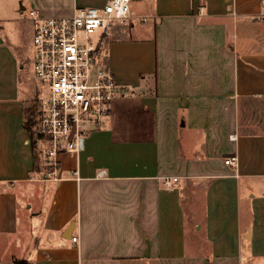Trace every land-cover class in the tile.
<instances>
[{
  "label": "crops",
  "instance_id": "0c3cea01",
  "mask_svg": "<svg viewBox=\"0 0 264 264\" xmlns=\"http://www.w3.org/2000/svg\"><path fill=\"white\" fill-rule=\"evenodd\" d=\"M107 1L0 0V264H264L262 0H131L103 35L130 93L43 174L10 23Z\"/></svg>",
  "mask_w": 264,
  "mask_h": 264
},
{
  "label": "built area",
  "instance_id": "2783aa9c",
  "mask_svg": "<svg viewBox=\"0 0 264 264\" xmlns=\"http://www.w3.org/2000/svg\"><path fill=\"white\" fill-rule=\"evenodd\" d=\"M135 18L142 19L132 10L131 0L76 6L71 14L58 16L32 8L25 17L34 28L33 68L40 84L35 129L46 145V165L56 168L59 155L84 151L90 132L105 125L115 99L127 94V86L104 63L103 35L113 25ZM225 163L237 166L238 158L228 156ZM176 181L177 176L164 177L168 188Z\"/></svg>",
  "mask_w": 264,
  "mask_h": 264
},
{
  "label": "rangeland",
  "instance_id": "374dc122",
  "mask_svg": "<svg viewBox=\"0 0 264 264\" xmlns=\"http://www.w3.org/2000/svg\"><path fill=\"white\" fill-rule=\"evenodd\" d=\"M31 9H27V12L25 13L24 17L29 15V11ZM17 16L18 18L16 20H12L10 24L16 27L17 41H19V46H21V48L20 47L18 48L19 53H21V60H20L21 81L24 84L23 85L24 93L25 95H28V97L26 98L25 111L27 113V117H29L30 114L36 112L37 101L39 98L38 89L40 88L39 82L35 79L34 68H33L34 57H35V48L33 43L34 28L32 22L19 19L23 17L22 15L17 14ZM94 38L95 40H97L96 34L94 35ZM104 63L105 65H107L106 61H104ZM129 93L130 90H128L127 94ZM34 130H35V134L39 135L35 127ZM36 139L37 142L35 144V150L40 164V162H44L46 160V156H45L46 145L44 144V141L41 139V137ZM59 164H60V160H59ZM43 165L46 166V170L43 173L45 176H49V177L54 176L55 178L58 179L57 175H58L59 166L56 168L52 165L48 166L46 165V161L43 163ZM243 264H263V263L261 261L249 262L248 260H246L243 261Z\"/></svg>",
  "mask_w": 264,
  "mask_h": 264
},
{
  "label": "trees",
  "instance_id": "16d2710c",
  "mask_svg": "<svg viewBox=\"0 0 264 264\" xmlns=\"http://www.w3.org/2000/svg\"><path fill=\"white\" fill-rule=\"evenodd\" d=\"M25 114H26L25 115V127L27 130L31 131L33 135V143L35 147V144L37 142L36 138H40V135L35 134V130H34V127L36 126V112H34L33 114H30L29 117H27L26 111H25ZM15 264H30V263L25 259H15Z\"/></svg>",
  "mask_w": 264,
  "mask_h": 264
}]
</instances>
